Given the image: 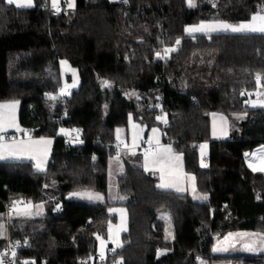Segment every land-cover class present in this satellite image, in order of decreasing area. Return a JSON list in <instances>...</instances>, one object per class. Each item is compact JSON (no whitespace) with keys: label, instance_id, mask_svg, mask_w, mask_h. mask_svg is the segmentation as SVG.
<instances>
[{"label":"trees","instance_id":"16d2710c","mask_svg":"<svg viewBox=\"0 0 264 264\" xmlns=\"http://www.w3.org/2000/svg\"><path fill=\"white\" fill-rule=\"evenodd\" d=\"M260 8L264 0H195V7L187 0H76L74 9L64 5L56 12L49 0H35L31 8L0 0V103L19 101L22 126L34 137L56 139L45 171L31 161L0 162V253L9 232L26 242L19 254L26 261L91 260L97 236L106 238L109 223L118 221L109 210L122 205L128 230L122 247L105 253L104 264H264V253L213 251L232 232L264 235V173L247 164L264 145V107L248 106L264 88V79L259 86L256 81L257 73L264 77V35L219 32L209 39L185 32L202 21L247 22ZM170 47L178 50L157 58ZM61 59L80 75L69 96L59 95ZM105 80L110 87L102 86ZM212 113L234 125L229 139H212ZM130 116L147 131L163 129L208 200L157 187V178L133 157L117 179L126 201L68 198L79 190L107 193L110 162L118 154L116 129L128 127ZM62 128L80 130L83 142L73 144L59 134ZM205 141L208 165L201 167L199 144ZM12 201L43 205L44 213L12 217L7 225ZM163 212L173 220V239L159 218Z\"/></svg>","mask_w":264,"mask_h":264},{"label":"snow or ice","instance_id":"6c2138e0","mask_svg":"<svg viewBox=\"0 0 264 264\" xmlns=\"http://www.w3.org/2000/svg\"><path fill=\"white\" fill-rule=\"evenodd\" d=\"M127 3V0H124ZM6 3L9 5H15L17 8H31L34 6L33 0H6ZM189 7H195L194 0H187ZM215 6V5H214ZM52 7L56 12H59V0H52ZM68 7L74 8L75 7V0H68ZM232 32V33H259L264 35V8H260L256 13L251 16V19L247 22H241L239 24H231L222 20L218 21H210L204 22L197 25L188 26L185 28V32L189 35L194 33H203L211 39L212 33H219V32ZM161 43H163L161 41ZM176 45L181 44V40H176ZM177 47H170L163 49V55L160 52L156 53L157 58L165 59L169 56L170 53L177 51ZM62 64H67V61H62ZM75 76V72H73ZM262 77L261 74L257 73L256 81L257 85L261 84ZM76 81H73L72 85L65 84V87L60 90L61 95L69 94L68 89L69 87H75ZM102 86L110 87L109 81H102ZM242 95L244 93H241ZM260 95V93H257ZM50 99H56V96H49ZM262 106H264V101L261 102ZM19 105V101H11L7 103H0V160L6 158H20V157H28L30 159L35 160V167L38 171H45V164L47 162L48 154L50 152V145L52 144L51 139H46L44 137H40L39 139H34L31 133L26 132L25 130L19 127V124L16 120V109ZM255 107V102L252 104ZM158 120L164 119V122L167 123L166 119L163 117H157ZM131 121V116L129 117ZM221 120V134L227 135V120L224 117H220ZM9 128H15L17 131L24 132V137L21 139H16L12 137L11 140L6 139L4 133ZM133 128V149L137 146V141L140 138V129L137 131L138 126L136 124H132ZM77 133L75 137V142L82 143L79 139V132L80 130L76 129L73 130ZM60 132L62 134H69L67 130L61 129ZM120 130H117V140H120L119 137ZM158 129H152V136L147 141L149 147L144 152V169L148 171L150 169L156 170L160 172V184L157 187L161 189L167 188H176L177 191H184L185 189L181 187L183 180L185 179V174L182 170V156L177 155L173 152L171 146H162L159 142V138L156 135ZM217 132V127L215 123V116H214V123H213V135L215 136ZM122 143V141H121ZM119 148V144L117 145ZM206 145H202L201 148L203 149ZM259 155L256 156L255 160L249 163V167L252 169L253 172H264V148L259 150ZM133 154H135L133 152ZM248 155L247 153L245 154ZM95 159V157H94ZM119 159V153L117 154V160ZM201 167H207L206 164L201 162ZM187 179L192 181V193L194 199H201L207 200V195H196V186H195V177L189 176ZM54 183V182H53ZM72 196H77L80 199H86L89 201L94 200H103V196L99 193L91 192V191H83V192H75L71 194ZM120 199H124V197H120ZM24 205L23 201H12L10 206V215H17V216H30L32 215L31 212V202H28L27 205ZM42 208L43 205L37 206ZM60 206L57 205V210H59ZM109 211H119L121 213V225L118 227L115 236L113 235V228L111 223H109V239L116 245V248L122 247V244L119 242V231L126 230V217L124 210H116L110 209ZM5 226L0 224V238L4 236ZM232 234H230L231 237ZM238 237H250L249 240L243 243L242 250L248 252H255V251H264V235L258 234H248V233H239L236 234ZM97 239L101 242V251H100V258L101 260L105 259V252H104V245L105 241L101 239L100 236H97ZM229 238H226V242L224 244H219L218 246L213 248L214 252H226L229 250L230 247L234 248L235 245L228 243ZM26 243V242H25ZM19 245V242H17ZM116 248H113L112 251L115 252ZM6 253H0V264H4L3 257ZM13 257V264H15V257L16 252H12ZM22 264H35L34 261H24ZM84 264V262H82ZM116 264H123L122 259L117 261ZM203 264V261L201 262Z\"/></svg>","mask_w":264,"mask_h":264},{"label":"rangeland","instance_id":"374dc122","mask_svg":"<svg viewBox=\"0 0 264 264\" xmlns=\"http://www.w3.org/2000/svg\"><path fill=\"white\" fill-rule=\"evenodd\" d=\"M194 3H195V0H194ZM230 32V31H229ZM232 33V32H231ZM170 55V54H169ZM62 61H67V64H62L61 62ZM60 66H61V71H62V78H63V87H65V84L67 85H72L73 84V81L75 80L76 81V86L75 87H69L68 89V92L69 94L71 93L72 89H76L78 88L79 84H80V75H79V72L78 70L73 67L71 65V63L67 60V59H61L60 60ZM73 72H75V76L73 75ZM257 93H260V95H257ZM69 94L67 95H61V92H59V95L61 96H69ZM251 103L253 104V102H255V107H259V105H262V101H264V88L262 86L259 87V89H257L254 93H253V97L250 99ZM264 107V106H263ZM165 118V117H164ZM166 119V118H165ZM234 126V125H233ZM62 129H65L67 130V132L69 133L68 134V138L70 139V141L73 143V144H81V143H77L75 142V137L77 135V133L71 129H67V128H62ZM76 130V129H74ZM74 135V138H71V136ZM79 139L81 141H83L82 139V136H81V132H79ZM199 157H200V161L206 165H208V160H207V152H208V146H207V143H200L199 144ZM202 145H206V147H204L203 149L201 148ZM264 148V145L256 148L251 155H249L247 157V164L249 165L250 162L254 161L256 156L259 155V150ZM125 155V153H123ZM121 161V157H119V159L117 160V157L115 159H111V163H110V168H109V188H108V191L106 194L102 193V192H98V191H94V190H87V191H91V192H95V193H99L103 196V200L100 201V200H94V201H89V200H86V199H80L79 197L77 196H72L71 194L72 193H75V192H83V191H86V190H79V191H75V192H71L69 195H68V198L69 199H73V200H79V201H84V202H91V203H105L106 201H109V202H124L128 199V197L124 194H122L119 190V187H118V177L123 175L124 174V167L123 165L120 163ZM264 173V172H263ZM197 196H201V195H205V194H202V193H196ZM120 197H124V199H120ZM208 197V196H207ZM209 199V197H208ZM207 199V200H208ZM197 201H205V200H201V199H196ZM24 202V205H27L28 202H31V201H23ZM24 205H20L21 207L24 206ZM40 204H35L33 202H31V212H32V215H39V214H42L44 213V207L42 208H39L37 206H39ZM111 209H116V210H124V213H125V217H126V230H122V231H119V242L122 244V240H121V235L126 232L128 230V212H127V209L125 206H116V207H112ZM111 213L113 214H116L117 217H118V221L116 223H111L112 225V228H113V235L115 236L116 234V231L118 229V227L121 225V213L119 211H111ZM30 215V216H32ZM168 215H170L168 213ZM167 215V217H168ZM13 217H17V218H21V217H27V216H17V215H13ZM171 217V216H169ZM169 217L166 219H162V221H165V223L167 224V226L173 230L174 228V224H173V220L172 218L169 219ZM239 233H246V232H232V233H229L228 235H226L224 238L218 240L215 244L214 247L218 246L219 244H224L226 242V238H229L228 239V243H231V244H234L235 247L232 248L230 247L228 251L226 252H214L216 254H238V253H246V254H256V255H260L262 253H264V251H255V252H248V251H243L242 250V247H243V243L247 240L250 239V237H238L236 234H239ZM230 234L231 237H230ZM250 234H253V233H250ZM262 235V234H261ZM101 239H103L105 241V245H104V252L107 253L109 248H110V245L113 244L114 246H116L110 239H109V229H108V236L106 238L104 237H101ZM98 248L99 250L101 251V242L99 240V245H98ZM232 251V252H231ZM213 264H236L233 260H228V261H220V262H215Z\"/></svg>","mask_w":264,"mask_h":264},{"label":"crops","instance_id":"0c3cea01","mask_svg":"<svg viewBox=\"0 0 264 264\" xmlns=\"http://www.w3.org/2000/svg\"><path fill=\"white\" fill-rule=\"evenodd\" d=\"M49 1H50V4L52 5V0H49ZM33 2H34V5H35V0H33ZM64 5L67 8H69L68 7V0H59V9L62 6H64ZM75 7H76V0H75ZM74 8H69V9H74ZM197 34H200V33H194L192 35H197ZM5 103H7V102H5ZM259 107H263V106L259 105ZM20 108H21V103L19 102V105H18V107L16 109V120H17V123L19 124V127L21 129L25 130L26 132L31 133L29 130L24 128L22 126L21 122H20ZM214 116H215V123H216V127H217V132H216L215 136L213 135ZM220 117H224L227 120V125H226V127H227V135H222L221 134V130H220L221 129V120H220ZM132 124H136L138 126L137 131L142 129V131H140V138L137 141V146L134 149L132 147V144H133V131H134L133 128H132ZM153 128L158 129V132H157L156 135L158 136L159 142H160V144L162 146L167 147V146L170 145L174 153H176L177 155H181L182 156V170H183V173L185 174V179L183 180V182L181 184V187H183L185 190L184 191H177L176 188H174V187L173 188H167V189H164V190L173 191V192H176V193H179V194H189V195L193 196V193H192V181L187 179V177H189V176H194L195 177L196 193L198 192V190H197V178H196L195 174H193L192 172L187 170L184 154L177 152L174 149L173 145L166 141L165 135H164V131H163V129L161 127L156 126V127H153ZM118 129L120 130V132H119L120 140L119 141L117 140V145L119 144L118 153H119V157H121L120 163L123 165L124 171L126 170V160L130 159L131 157H133L135 159L137 158V160L134 161V163H136L137 165H140L141 167L144 168V152L146 150L145 149V145L148 144L147 141L152 136V129L147 131L146 130V126H144L143 124H141L139 122H136V121L132 120V121H130L128 127H119V128L116 129V138H117V130ZM211 129H212V131H211L212 139L218 140V139H229L231 137V135H232L234 127H233V124L230 121V119L228 117H226L225 115L220 114V113H212L211 114ZM59 134L69 137L68 134H62L60 131H59ZM4 136L8 140H11L12 137H15L16 139L26 138V137H24V132L17 131L15 128H9L4 133ZM32 137L34 139H39L40 138V137H34V136H32ZM42 137L52 140V144L50 145V152L48 154L47 162L45 164V169H46V167L49 164L50 158L52 156V152H53V149H54V145H55V140L56 139L54 137H48V136H42ZM72 137L74 138V135H72ZM121 141H122V143H121ZM202 143H207L208 152H207L206 155H207V159H208L209 151H210L209 142L205 141V142H202ZM133 152L135 154H133ZM123 153H125V155ZM116 157H117V155L114 156L112 159H115ZM30 160H31L30 158L25 156V157H20V158H6V159H3V160H0V162H26V161H30ZM35 163L36 162H34V164ZM148 172L153 174L157 178L158 184H160V182H161L160 181V172L156 171V170H152V169L148 170ZM167 215H168V213H166V212L160 213L159 218L160 219L163 218V219L167 220V218L170 216V215H168V217H167ZM169 219H171V217H169ZM166 229H167V238L168 239H173L174 231L171 230L167 226V224H166ZM248 234H250V233H248ZM253 234H256V233H253ZM258 235H261V234H258Z\"/></svg>","mask_w":264,"mask_h":264},{"label":"built area","instance_id":"2783aa9c","mask_svg":"<svg viewBox=\"0 0 264 264\" xmlns=\"http://www.w3.org/2000/svg\"><path fill=\"white\" fill-rule=\"evenodd\" d=\"M156 106L158 108H162L163 107V102L159 101L157 102ZM248 106H251V103H248ZM71 138H73L71 136ZM149 145H145V149H148ZM10 206L11 205H6V217H7V225H9L12 221V217L13 215H10ZM17 242H19V245H17ZM27 247L26 243L22 242V241H17L11 238L10 233L8 232L7 234V243L4 249L3 253H6V255L3 257L4 259V264H13V257H12V252L15 251L16 252V257H15V264H22V262L26 261L24 257L20 256V252L25 250ZM113 248H116V246H111L109 248V252L111 254H114L117 251V248L115 250V252L112 251ZM82 262H84V264H94L96 262V264H104L105 259L101 260L100 258V251H96L93 254V257L91 260L89 259H85V258H78L77 259V264H82Z\"/></svg>","mask_w":264,"mask_h":264},{"label":"water","instance_id":"95a60500","mask_svg":"<svg viewBox=\"0 0 264 264\" xmlns=\"http://www.w3.org/2000/svg\"><path fill=\"white\" fill-rule=\"evenodd\" d=\"M32 163H34L35 161L33 159L30 160Z\"/></svg>","mask_w":264,"mask_h":264}]
</instances>
